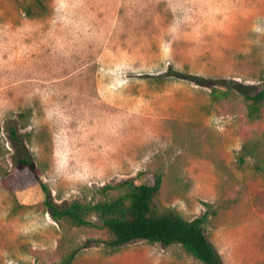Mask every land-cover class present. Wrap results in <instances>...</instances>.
<instances>
[{"label":"rangeland","instance_id":"rangeland-1","mask_svg":"<svg viewBox=\"0 0 264 264\" xmlns=\"http://www.w3.org/2000/svg\"><path fill=\"white\" fill-rule=\"evenodd\" d=\"M43 3L0 0V264H203L142 240L107 256V230L57 223L41 188L96 203L106 185L159 175V207L208 213L225 264H264V107L252 122L244 100L264 88V0Z\"/></svg>","mask_w":264,"mask_h":264},{"label":"trees","instance_id":"trees-1","mask_svg":"<svg viewBox=\"0 0 264 264\" xmlns=\"http://www.w3.org/2000/svg\"><path fill=\"white\" fill-rule=\"evenodd\" d=\"M34 6L44 9L43 0H32ZM31 15V8L27 11ZM179 77L196 81L198 84L211 87L212 82L199 76ZM227 87L226 95L235 89L232 84ZM239 93L240 90H237ZM248 103V118L254 122L261 117V108L264 107V88L253 95H244ZM9 137L13 147L17 150V164L21 169L35 172L34 159L26 146L25 136L17 126L11 125ZM262 145L261 140L255 142L257 148ZM243 152L252 156L257 163L261 162L259 153L253 155L244 146ZM258 170H264L261 165ZM163 177L157 176L153 185H138L133 179L123 180L116 185H106L101 188L105 200L96 203L75 201L68 205H58L52 200L48 188L41 184L45 194V206L54 221L59 224H68L75 228L104 229L112 236L106 242L107 256L118 253L122 246L134 241L142 240L152 244L171 246L181 245L184 250L203 264H225L222 256L209 241L205 223L208 213L193 220L184 219L172 210H164L157 204ZM89 240L87 243H92ZM99 243V241H95ZM75 258L73 253L61 264H71Z\"/></svg>","mask_w":264,"mask_h":264}]
</instances>
